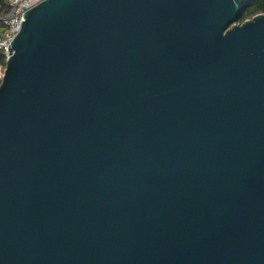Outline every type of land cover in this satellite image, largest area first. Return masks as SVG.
<instances>
[{
    "label": "water",
    "instance_id": "95a60500",
    "mask_svg": "<svg viewBox=\"0 0 264 264\" xmlns=\"http://www.w3.org/2000/svg\"><path fill=\"white\" fill-rule=\"evenodd\" d=\"M44 0L0 84V264H264V13Z\"/></svg>",
    "mask_w": 264,
    "mask_h": 264
},
{
    "label": "built area",
    "instance_id": "2783aa9c",
    "mask_svg": "<svg viewBox=\"0 0 264 264\" xmlns=\"http://www.w3.org/2000/svg\"><path fill=\"white\" fill-rule=\"evenodd\" d=\"M44 0H0V53L5 60L10 57L9 45L21 30L22 16ZM4 65L0 64V82L4 77Z\"/></svg>",
    "mask_w": 264,
    "mask_h": 264
},
{
    "label": "trees",
    "instance_id": "16d2710c",
    "mask_svg": "<svg viewBox=\"0 0 264 264\" xmlns=\"http://www.w3.org/2000/svg\"><path fill=\"white\" fill-rule=\"evenodd\" d=\"M261 13H264V0H247L245 6L240 10L237 23H243ZM0 64L6 66L5 55L3 53H0Z\"/></svg>",
    "mask_w": 264,
    "mask_h": 264
}]
</instances>
